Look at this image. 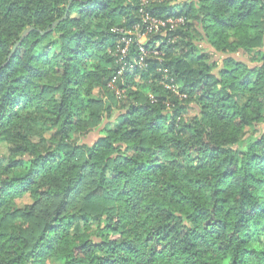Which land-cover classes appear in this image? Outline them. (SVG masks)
I'll return each mask as SVG.
<instances>
[{"label":"trees","instance_id":"trees-1","mask_svg":"<svg viewBox=\"0 0 264 264\" xmlns=\"http://www.w3.org/2000/svg\"><path fill=\"white\" fill-rule=\"evenodd\" d=\"M205 7L0 0V264H261L264 24Z\"/></svg>","mask_w":264,"mask_h":264},{"label":"clouds","instance_id":"clouds-1","mask_svg":"<svg viewBox=\"0 0 264 264\" xmlns=\"http://www.w3.org/2000/svg\"><path fill=\"white\" fill-rule=\"evenodd\" d=\"M201 2L206 5L204 11L199 12L200 15H206L208 12H211L213 15H223L224 18L233 17L235 18V21L239 24L241 23L239 17L241 15L247 16V19H245V26L251 25L253 23H256L257 21L264 24V0H238V2L235 5L229 6L226 10L224 9H218L213 3L212 0H201ZM64 7H67V4L64 5ZM201 8V4L198 3L197 9L198 11ZM110 11V10H109ZM76 13H74L75 15ZM106 19H102L100 21H92L91 26L92 28H96L98 23H107L111 20L110 17H107V13L103 14ZM210 19V17H209ZM121 23L123 21H120ZM87 23V22H86ZM81 27H84V25H81ZM78 29H73V31ZM119 29L116 27L111 28V31L115 32ZM258 34L261 37H264V27L258 28L256 30ZM22 34V33H21ZM59 34L57 33V36ZM56 36L53 37L55 39ZM57 50H59V45H57ZM133 103L135 101H132ZM165 111L171 114V110L165 108ZM115 117H113L114 119ZM178 131V129H177ZM162 135L164 136L163 140H160V143H164L165 147L168 148V155L171 156L172 159L176 160L179 164H187L188 159H186L187 153L177 156L176 152L178 151V148L175 145V141L179 139H184L186 143H190L191 141H188L187 137L184 136H175L173 139H168V137L171 135L168 133V127L165 126L162 132ZM190 135V134H189ZM155 146V145H154ZM193 155L195 153L193 152ZM184 223H188L187 220L184 221ZM239 235V234H238ZM111 238V237H110ZM137 238L140 240L141 243H143V229L140 228V234L137 236ZM156 240H159V237H156L153 241L155 243ZM226 242V241H225ZM262 243H264V238H262ZM162 246V245H159ZM151 247V244H149L148 248ZM148 248H145V251H148ZM242 250V249H241ZM244 260V264H252L251 261L247 259V257H241ZM219 259V257H217ZM261 264H264V260L261 261Z\"/></svg>","mask_w":264,"mask_h":264},{"label":"rangeland","instance_id":"rangeland-1","mask_svg":"<svg viewBox=\"0 0 264 264\" xmlns=\"http://www.w3.org/2000/svg\"><path fill=\"white\" fill-rule=\"evenodd\" d=\"M156 27V28H158V25L157 24H155L154 22L151 24V27L150 28H153V27ZM139 41H140V43H144L145 41H146V36H144V35H141L140 36V38H139ZM125 42H126V46L125 47H122L121 48V50H120V52L123 54V55H125L126 54V51H127V47H128V45L130 44V40H127V39H125ZM123 57L124 56H122L121 57V59H123ZM137 59V58H136ZM135 59V60H136ZM138 64H142V61H139V62H137ZM166 85H168L167 83H166ZM112 89H113V87H112ZM125 91H126V88H118V91L116 92V94L119 96V97H121V96H123L124 95V93H125ZM103 126V125H102ZM102 126L100 125V127L98 128V129H95V130H93L91 133H89V134H86L83 138H82V141L83 142H85V143H93L95 140H96V138L99 136V135H101V132H102ZM6 148H7V146L5 145V144H0V152L2 153V152H5L6 151ZM28 202H31V198H30V196L28 195V194H26L23 198H21V199H18L17 200V203H18V205L19 206H23L25 203H28Z\"/></svg>","mask_w":264,"mask_h":264},{"label":"water","instance_id":"water-1","mask_svg":"<svg viewBox=\"0 0 264 264\" xmlns=\"http://www.w3.org/2000/svg\"><path fill=\"white\" fill-rule=\"evenodd\" d=\"M31 30H32V27L27 28V29L23 32L21 38L16 42V44H15V46H14L13 49H15V48H16V47H17V46L23 41V39L26 37V35H27Z\"/></svg>","mask_w":264,"mask_h":264},{"label":"built area","instance_id":"built-area-1","mask_svg":"<svg viewBox=\"0 0 264 264\" xmlns=\"http://www.w3.org/2000/svg\"><path fill=\"white\" fill-rule=\"evenodd\" d=\"M155 24H159L157 21H153ZM153 28H156L155 26L153 27ZM152 29V28H151ZM157 29V28H156ZM141 49H143V48H141ZM144 50V49H143Z\"/></svg>","mask_w":264,"mask_h":264}]
</instances>
